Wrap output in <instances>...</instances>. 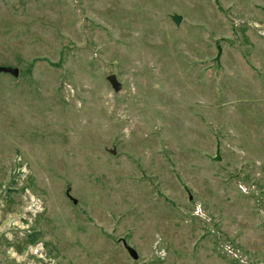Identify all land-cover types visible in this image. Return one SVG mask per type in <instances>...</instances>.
I'll use <instances>...</instances> for the list:
<instances>
[{
    "label": "rangeland",
    "instance_id": "rangeland-1",
    "mask_svg": "<svg viewBox=\"0 0 264 264\" xmlns=\"http://www.w3.org/2000/svg\"><path fill=\"white\" fill-rule=\"evenodd\" d=\"M0 66V264H264V0H0Z\"/></svg>",
    "mask_w": 264,
    "mask_h": 264
},
{
    "label": "water",
    "instance_id": "water-1",
    "mask_svg": "<svg viewBox=\"0 0 264 264\" xmlns=\"http://www.w3.org/2000/svg\"><path fill=\"white\" fill-rule=\"evenodd\" d=\"M176 20H177V22H180L181 21V17H176ZM220 54H221V49H220ZM0 72L10 73V74H12L14 76H17V77L19 75L18 67L15 68V67H10V66H4V67L0 66ZM108 80L110 81V83L112 84V86H113V88L115 90H119L121 88V83L117 80V78L115 77V74H112V76L110 75L108 77ZM217 160H220L219 156H217ZM125 246L128 249L130 255L133 256V258L136 259L138 257L137 252L134 251V249L132 247H130L128 244H126V243H125Z\"/></svg>",
    "mask_w": 264,
    "mask_h": 264
}]
</instances>
